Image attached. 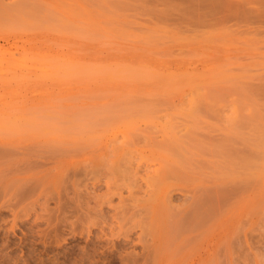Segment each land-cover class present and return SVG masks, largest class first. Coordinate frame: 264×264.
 <instances>
[{"label": "rangeland", "instance_id": "obj_1", "mask_svg": "<svg viewBox=\"0 0 264 264\" xmlns=\"http://www.w3.org/2000/svg\"><path fill=\"white\" fill-rule=\"evenodd\" d=\"M196 2L0 0V264H264V0Z\"/></svg>", "mask_w": 264, "mask_h": 264}, {"label": "bare ground", "instance_id": "obj_2", "mask_svg": "<svg viewBox=\"0 0 264 264\" xmlns=\"http://www.w3.org/2000/svg\"><path fill=\"white\" fill-rule=\"evenodd\" d=\"M197 1H198V2H196V3H201V4H203V3L205 2L204 4H207L206 6H207L208 8H209V6H208L209 3L211 4V2H209L210 0L208 1L209 3L207 2V0H204V2L202 1L203 3H202L200 0H197ZM199 1H200V2H199ZM213 1L215 2L216 0H213ZM219 1H220V0H219ZM256 1H258V0H256ZM260 1H261V0H260ZM214 2H212V3H214ZM224 2H226V1L224 0ZM224 2H223L222 4H220V5H225ZM227 2H228V0H227ZM227 2H226V3H227ZM229 2H230V1H229ZM235 2H236V1H235ZM262 2H263V1H262ZM230 3H231V2H230ZM247 3H248V1H247ZM254 3H255V2H254ZM216 4H218V2H217ZM192 5H194V4H192ZM196 5H197V4H196ZM198 5H200V4H198ZM226 5H229V4L227 3ZM194 6H195V5H194ZM204 6H205V5H204ZM254 6H256V7H255L256 9H255V8H254V9L257 10V8H258L257 4H254L253 7H254ZM259 6H260V5H259ZM261 6H262V5H261ZM201 7H202V6H201ZM251 7H252V6H251ZM194 8H197V6L194 7ZM199 8H200V7H199ZM199 8H198V9H199ZM202 8H203V7H202ZM204 8H206V7H204ZM211 8H212V7H210L209 9H211ZM243 8H244V7H243ZM213 9H214V8H213ZM240 9H241V8H240ZM240 9H239V10H240ZM249 9H250V8H249ZM251 9H252V8H251ZM263 9H264V8H263ZM263 9H262V11L264 12ZM193 10H194V9H193ZM193 10L190 9L191 12H192ZM206 10H208V9H206ZM239 10H238V11H239ZM252 10H253V9H252ZM260 10H261V9H260ZM209 11H212V10H209ZM243 11H244V10H243ZM193 12H194V11H193ZM213 12H214V11H213ZM241 12H242V11H241ZM257 12H258V11H257ZM257 12H256L255 15H258ZM201 13H202V12H201ZM207 13H209V12L207 11ZM236 13H237V11H236ZM238 13H239V12H238ZM258 13L261 14L260 12H258ZM244 14H245V12H244ZM244 14H243V16H244ZM262 14H264V13H262ZM234 16H235V13H234ZM252 16L254 17V15H252ZM232 18H233V17H232ZM235 18H236V16H235ZM241 18H242V17H241ZM256 18H257V16H256ZM259 19H260V18H258L257 20H259ZM23 60H25V59L23 58ZM32 61H33V60H32ZM20 64H21V63H20ZM22 64H23L24 66H27V65H25L24 63H22ZM22 64H21V65H22ZM23 65H22V66H23ZM37 66H38V65H37ZM27 67H29V66H27ZM39 67H40V66H39ZM29 68H31V66H30ZM40 68H41V67H40ZM25 69H26V68H25ZM41 69L45 70V68H44L43 66H42ZM41 69H40V70H41ZM46 69H48V68H46ZM26 70H27V69H26ZM45 71H46V70H45ZM44 74H45V72H44ZM46 74H47V73H46ZM47 75H48V74H47ZM42 77H43V75H42ZM22 78H23V77H22ZM46 78H47V77H46ZM43 79H44V78H43ZM262 126H263V125H262ZM262 130H263V129H262ZM263 131H264V130H263ZM115 133H116V132H115ZM113 135H114V134H113ZM260 135H261V134H260ZM116 136H117V135H115V137H116ZM237 136H238V135H237ZM256 136H257V135H256ZM239 138H240V136H239ZM242 138H243V137H242ZM233 140H235V139H233ZM241 140H242V139H241ZM244 140H245V139H244ZM248 140H249V139H248ZM250 140H251V139H250ZM258 141H259V139H258ZM230 142H231V141H230ZM230 142H229V143H230ZM248 142H249V141H248ZM248 142H247V143H248ZM260 142H261V139H260ZM260 142H259V143H260ZM229 143H228V144H229ZM232 143H234V142H232ZM244 143H245V142H244ZM263 143H264V140H263ZM263 143H261V144H263ZM226 144H227V143H226ZM228 144H227V145H228ZM230 144H231V143H230ZM230 144H229V145H230ZM261 144H260L259 147H263V146H264V145H261ZM234 145H235V144H234ZM257 145H258V143H257ZM234 147H235V146H234ZM237 147H239V146H237ZM224 148H225V147H223L222 152H221V151L219 152V150H218V152H219V153H223ZM227 148H229V147H227ZM257 148H258V146H257ZM236 149H237V148H236ZM230 150H231V149H230ZM237 150H238V149H237ZM258 150H259V149H258ZM261 150H262V148H261ZM225 151H226V150H225ZM225 151H224V152H225ZM239 151H241V150H239ZM250 151H251V150H250ZM262 151H264V147H263V150H262ZM229 152H231V153L234 154V151L232 152V151H229V150H228V153H229ZM237 152H238V151H237ZM228 153H227V154H228ZM235 153H236V152H235ZM251 153H252V152H251ZM251 153H250V154L248 153V154L250 155V158H252V157L255 155L254 153H252V154H254V155L251 157ZM263 153H264V152H263ZM263 153H262V154H263ZM225 155H226V154H225ZM228 155H229V154H228ZM230 155H231V154H230ZM238 155H239V154H238ZM241 155H242V154H241ZM241 155H239V156L241 157ZM246 155H247V153H246ZM249 155H248V156H249ZM257 155H258V154H257ZM259 155H260V154H259ZM235 156H236V155H234L233 158H234ZM239 156H238V157H239ZM236 157H237V156H236ZM238 157H237V159H238ZM263 157H264V155H263ZM243 158H244V157H243ZM239 159H240V158H239ZM260 159H261V158H260ZM226 160H227V158H226ZM232 160H233V159H232ZM232 160H231V161H232ZM234 160H235V159H234ZM253 160H254V159H253ZM227 161H228V160H227ZM256 161H259V160H256ZM228 162H229V161H228ZM232 162H233V161H232ZM235 162H236V160H235ZM241 163H242V162H241ZM254 163H256V162H254ZM262 163H263V162H262ZM229 164H230V163H229ZM263 164H264V163H263ZM250 166L253 167L252 165H250ZM259 166H261V165H259ZM219 167H220V166H219ZM263 167H264V165H263ZM249 168H250V167H249ZM260 168H261V167H260ZM260 168H258L259 170L257 169L258 172L261 171ZM237 169H238V167H237ZM238 170H239V169H238ZM254 170H255V168H252V169L250 170V174H251V176H253L251 172H253ZM257 171H256V172H257ZM254 172H255V171H254ZM230 173H231V172H230ZM246 173H247V172H246ZM261 173H262V172H260L259 174H261ZM263 173H264V172H263ZM233 174H235V173H233ZM237 174H238V172H237ZM237 174H236V175H237ZM247 174H248V173H247ZM247 174H246V175H247ZM250 174H249L248 178L250 177ZM257 174H258V173H257ZM257 174L254 173V175H257ZM246 175H245V177H246ZM238 176H239V175H238ZM238 176H237V177H238ZM243 177H244V176H243ZM253 177H254V176H253ZM253 177H252V178H253ZM261 177H262V176H261ZM261 177H260V179H261ZM233 178H234V177H233ZM241 178H242V177H241ZM248 178H247V179H248ZM254 178L256 179V177H254ZM257 178H258V177H257ZM227 179H228V178H227ZM245 179H246V178H245ZM249 179H250V178H249ZM249 179H248V180H249ZM258 179H259V178H258ZM250 180H251V179H250ZM252 180H253V179H252ZM256 180H257V179H256ZM217 181H218V179H217ZM243 182H244V180H243ZM246 182H247V180H246ZM260 182H261V181H260ZM219 183H220V185L222 184V182H220V181H219ZM223 183H225V182H223ZM237 183H238V181H237ZM239 183H240V182H239ZM239 183H238V184H239ZM256 183H257V182H256ZM256 183H255V184H256ZM261 183H262V182H261ZM245 184H246V183H245ZM258 184H259V183H258ZM258 184H256V185H258ZM226 185L228 186V181H227ZM229 185H231V182H229ZM260 185H261V184H260ZM214 186H216V185H214ZM214 186H213V187H214ZM244 186H245V185H244ZM224 187H225V185H224ZM230 187H231V186H230ZM232 187H233V185H232ZM242 187H243V186H242ZM251 187H253V186H251ZM219 188H220V187H219ZM227 188H228V187H227ZM234 188H235V187H234ZM234 188H232V189H234ZM258 188H259V187H258ZM258 188H257V189H258ZM217 189H218V188H217ZM236 189L238 190V188H236ZM244 189H245V188H244ZM254 189H255V188H254ZM215 190H216V189H215ZM261 190H262V189H261ZM230 191H231V190H230ZM234 191H236V190L234 189ZM210 192H211V191H210ZM223 192H225V190H224ZM233 193H235V192H232V194H233ZM257 193H258V192H256V194H257ZM207 194H208V193H207ZM220 194H221V193H220ZM232 194H231V195H232ZM202 195H203V197H204V193H203ZM210 195H211V194H210ZM258 195H259V194H258ZM217 197H219V196H217ZM224 197H225V196H224ZM224 197H222V198H224ZM227 197H228V196H227ZM248 197H249V195H248ZM207 198H209V197H207ZM213 198H216V197H214V195H213ZM217 199H218V198H217ZM224 199H225V198H224ZM226 199H227V198H226ZM240 199H241V198H240ZM212 200H213V199H212ZM222 200H223V199H222ZM222 200H218V201H222ZM210 201H211V200H210ZM239 201H240V200H239ZM204 202H205V201H204ZM204 202H203V203H204ZM212 203H215V201H212ZM221 203H222V202H221ZM225 203H226V202H225ZM236 203H237V202H236ZM238 203H239V202H238ZM205 204H206V203H205ZM210 204H211V203H210ZM216 204H217V202L215 203V205H216ZM222 205H223V204H222ZM222 205H221V206H222ZM207 206H208V205H207ZM211 207H212V204H211ZM211 207H210V208H211ZM216 207H217V206H216ZM200 208H201V207H200ZM259 208H260V207H259ZM197 209H198V208H197ZM215 209H216V208H215ZM215 209H214V210H215ZM195 210H196V209H195ZM199 210H200V209H199ZM196 211H197V210H196ZM206 211H207V210H206ZM206 211H205V212H206ZM208 211H209V209H208ZM215 211H216V210H215ZM199 212H200V211H199ZM201 212H202V211H201ZM201 212H200V213H201ZM194 213H195V212H194ZM211 213H212V212H211ZM203 214H204V216H205L206 213L203 212ZM211 215H213V214H211ZM214 215H216V214H214ZM194 216H196V218H197V217H199L200 215H198V213H197V214H194ZM201 216H202V217L200 218L201 220H199V218H198L199 222H197V223H200V222L205 218V217H203V215H201ZM202 218H203V219H202ZM203 221H204V220H203ZM177 224H178V223H177ZM172 226H173V225H172ZM166 227H167V226H166ZM176 232H178V231H176Z\"/></svg>", "mask_w": 264, "mask_h": 264}]
</instances>
